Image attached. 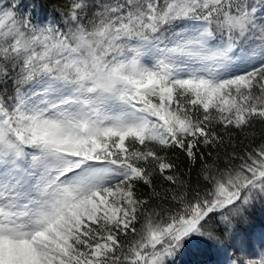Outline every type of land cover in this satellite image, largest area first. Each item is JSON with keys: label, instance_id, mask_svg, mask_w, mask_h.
<instances>
[{"label": "snow or ice", "instance_id": "snow-or-ice-1", "mask_svg": "<svg viewBox=\"0 0 264 264\" xmlns=\"http://www.w3.org/2000/svg\"><path fill=\"white\" fill-rule=\"evenodd\" d=\"M257 206L264 0H0V264H264Z\"/></svg>", "mask_w": 264, "mask_h": 264}, {"label": "trees", "instance_id": "trees-1", "mask_svg": "<svg viewBox=\"0 0 264 264\" xmlns=\"http://www.w3.org/2000/svg\"><path fill=\"white\" fill-rule=\"evenodd\" d=\"M56 6L63 4L64 0H52ZM255 212V232L261 230L264 226V213H262L259 206L254 210ZM222 255H217L212 252L202 250L200 245H194L184 252L177 260V264H214L217 261H223Z\"/></svg>", "mask_w": 264, "mask_h": 264}, {"label": "rangeland", "instance_id": "rangeland-1", "mask_svg": "<svg viewBox=\"0 0 264 264\" xmlns=\"http://www.w3.org/2000/svg\"><path fill=\"white\" fill-rule=\"evenodd\" d=\"M260 234V232L257 231L256 235L258 236ZM194 246V245H193ZM257 246H258V242H257Z\"/></svg>", "mask_w": 264, "mask_h": 264}]
</instances>
